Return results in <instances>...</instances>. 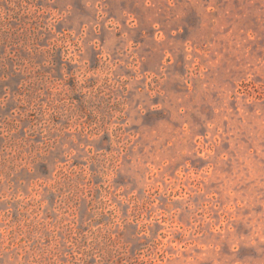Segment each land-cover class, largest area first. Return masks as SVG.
I'll list each match as a JSON object with an SVG mask.
<instances>
[{
    "label": "rangeland",
    "instance_id": "rangeland-1",
    "mask_svg": "<svg viewBox=\"0 0 264 264\" xmlns=\"http://www.w3.org/2000/svg\"><path fill=\"white\" fill-rule=\"evenodd\" d=\"M0 264H264V0H0Z\"/></svg>",
    "mask_w": 264,
    "mask_h": 264
}]
</instances>
